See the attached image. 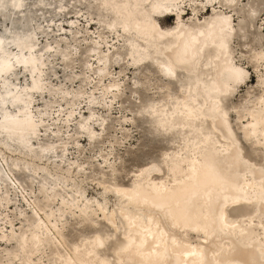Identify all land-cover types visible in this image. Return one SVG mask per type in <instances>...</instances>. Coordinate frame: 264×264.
I'll return each mask as SVG.
<instances>
[{
  "label": "bare ground",
  "instance_id": "6f19581e",
  "mask_svg": "<svg viewBox=\"0 0 264 264\" xmlns=\"http://www.w3.org/2000/svg\"><path fill=\"white\" fill-rule=\"evenodd\" d=\"M84 1L98 12L97 23L107 32H92L96 36L90 37V53L83 64L88 75L82 81L90 84L95 80L97 89L108 78L110 62L117 56L130 68L143 61L151 63L164 79L176 81L181 95L168 93L162 100L145 103L144 109L157 131L181 142L161 163L139 168L129 185L98 183L101 199L93 201L80 182L76 185V175L69 166L66 173L71 183L63 179L53 187L60 198L55 211L43 210L27 200L31 213L23 216L27 223L19 232H15L12 220L0 218V230L8 228L6 225L10 228L1 231L0 242L15 243L10 264H37L35 258L43 260L39 264H264V161L258 163L246 156L229 120L230 98L251 81L250 67L261 70L264 65V35L262 40H250L260 46L251 55L252 66L234 55L236 27H244L239 21L246 12L241 6L244 0ZM257 2L255 21L264 16V4ZM14 5L17 9L26 6ZM188 6L192 13L186 12ZM163 15V21L174 16V24L161 25L158 16ZM69 24L73 26V20ZM113 33L123 43V54L111 44L113 38L107 40ZM18 39V47L35 45L25 34ZM103 43L106 50L101 49ZM1 52L0 72H7L12 68L9 53ZM35 59L40 65L31 72L37 74L44 60ZM33 81L32 87H40ZM119 86L113 79L101 89V100L93 93L87 96L88 115H82L77 129L90 145L97 138L92 126L96 117L93 105L108 107ZM8 98L21 99L22 125L36 129V120L29 114L31 94L26 92L22 97L12 91L1 99L2 104ZM248 115L250 120L242 128L264 148V95L257 97ZM72 116L73 112H68L65 126ZM105 120L101 119V127ZM65 145L61 156L67 150ZM56 149L54 144L43 146L37 158L57 156ZM2 159L1 155L0 206L7 200L8 188L16 187ZM34 174H38L36 168ZM20 192L27 199L24 190ZM91 209L104 227L66 244L57 222L76 213L89 217ZM58 246L61 250L45 255L48 247Z\"/></svg>",
  "mask_w": 264,
  "mask_h": 264
},
{
  "label": "rangeland",
  "instance_id": "374dc122",
  "mask_svg": "<svg viewBox=\"0 0 264 264\" xmlns=\"http://www.w3.org/2000/svg\"><path fill=\"white\" fill-rule=\"evenodd\" d=\"M261 1L264 4V0ZM1 2L8 6L0 5V13L3 15L0 14V53L2 49L9 53L12 68L0 72V159L2 155L3 166L14 179L16 187L11 185L8 188L7 200L0 206V218L12 220L15 232H19L27 223L23 216L31 213L27 200L43 210L55 211L60 198L55 196L57 191L53 187L58 186L57 182L63 179L71 183L66 173L69 166L72 168L70 172L76 175L73 177L76 185L80 182L85 195L93 201L95 198L101 199L102 189L98 183L126 186L139 168L149 166L152 162L161 163L165 154L175 150L181 141L174 142L170 135L157 131L144 104L151 100H162L168 93L181 95V92L178 91L176 81L164 79L151 63L143 61L137 67L130 68L118 56L111 60L110 74L97 85V89H94L95 80L90 84L82 81L88 75L84 73L83 64L90 53V37L96 36L92 32H107L103 25L97 23L98 12L88 6L86 1L16 0V3L26 5L18 9L12 0ZM35 4L41 5V8ZM241 6L246 8L244 16L239 19L244 27H236L232 46L234 55L252 66L254 59L251 55L260 46L250 40L263 39L264 25L261 23L264 16L254 20L260 6L257 0H244ZM186 12L192 13L189 6ZM158 17L163 26L174 24V16H169L165 21V15ZM234 19L237 25L239 21L236 17ZM70 20H73V26L69 24ZM24 34L35 43L33 48L27 44L17 46L21 42L19 35ZM112 38L111 44L123 54L125 49L122 41H117L114 33L107 40ZM101 49L106 50L104 43ZM37 57H41L44 64L36 74L31 70L40 65L35 59ZM260 69L250 67L248 75L251 81L241 86L230 98L229 110V120L244 153L258 163L264 161V148L246 134L242 125L250 120L248 112L254 108L257 97L264 95V65ZM259 77L261 81H258ZM113 79L120 84L115 91L113 103L105 108L99 104L93 105L96 117L92 126L97 132V138L90 145L85 140L86 135L77 129L82 115H88L87 96L93 93L94 97L101 100V89ZM33 80H36L35 86L40 87H32ZM12 91H18V96L22 97L26 92L31 94L29 114L36 120V129L22 125L19 112L21 99L15 101L8 98L2 104L1 99ZM77 91L80 93L76 98L74 93ZM66 92L69 94L66 95ZM70 111L73 116L70 117L69 126H65L64 119ZM102 118L106 120L101 127ZM52 144L57 146L58 155L39 160L37 151ZM64 144L67 150L61 156ZM103 158L107 159L106 163ZM34 168L37 175L34 174ZM2 187H5L4 183ZM20 189L27 194V199L22 197ZM110 199L113 201L112 197ZM78 214L57 222L66 244L77 242L81 236L104 227L92 209L89 210V217ZM261 222L264 224V218H261ZM6 226L8 228L0 230V233L5 230L8 232L10 228ZM258 230H261L260 227ZM14 246L13 240L0 242V264H10ZM57 250L61 248L48 247L45 255L55 254ZM40 261L43 260L35 258L37 264Z\"/></svg>",
  "mask_w": 264,
  "mask_h": 264
}]
</instances>
